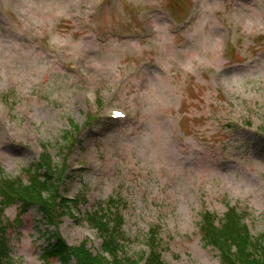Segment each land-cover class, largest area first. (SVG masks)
I'll list each match as a JSON object with an SVG mask.
<instances>
[{
	"label": "rangeland",
	"instance_id": "rangeland-1",
	"mask_svg": "<svg viewBox=\"0 0 264 264\" xmlns=\"http://www.w3.org/2000/svg\"><path fill=\"white\" fill-rule=\"evenodd\" d=\"M45 152L68 206L5 210L15 264H59L53 234L111 260L103 210L133 260L221 264L206 213L264 236V0H0V181Z\"/></svg>",
	"mask_w": 264,
	"mask_h": 264
},
{
	"label": "trees",
	"instance_id": "trees-1",
	"mask_svg": "<svg viewBox=\"0 0 264 264\" xmlns=\"http://www.w3.org/2000/svg\"><path fill=\"white\" fill-rule=\"evenodd\" d=\"M44 154L43 160L28 170L27 184L1 175L0 217H4L5 210L10 206H18L22 213L35 207L45 219V224L57 226L60 218L58 210L68 205L62 199L57 203L61 196L58 184L53 181L52 158L49 153ZM108 212L103 210L101 214L95 212L94 215L90 212L86 221L91 229L103 236V251L110 254L111 263L101 255L94 257L84 246L70 247L59 234H53L55 241L49 242L47 257L59 264H72L75 259L77 264H142V257L130 259L123 248L114 242L113 236L121 220H114ZM216 219L212 214H204L200 228L204 241L219 253L221 264H264V236L255 239L250 234L245 216L237 209H230L220 224ZM9 227L6 224L3 227L0 218V264H15L10 258ZM161 259V255L153 249L147 264H164Z\"/></svg>",
	"mask_w": 264,
	"mask_h": 264
},
{
	"label": "snow or ice",
	"instance_id": "snow-or-ice-1",
	"mask_svg": "<svg viewBox=\"0 0 264 264\" xmlns=\"http://www.w3.org/2000/svg\"><path fill=\"white\" fill-rule=\"evenodd\" d=\"M117 115H119V113Z\"/></svg>",
	"mask_w": 264,
	"mask_h": 264
},
{
	"label": "bare ground",
	"instance_id": "bare-ground-1",
	"mask_svg": "<svg viewBox=\"0 0 264 264\" xmlns=\"http://www.w3.org/2000/svg\"><path fill=\"white\" fill-rule=\"evenodd\" d=\"M113 114V113H112Z\"/></svg>",
	"mask_w": 264,
	"mask_h": 264
}]
</instances>
